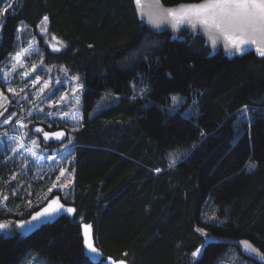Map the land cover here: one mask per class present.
Returning <instances> with one entry per match:
<instances>
[{"label": "trees", "instance_id": "1", "mask_svg": "<svg viewBox=\"0 0 264 264\" xmlns=\"http://www.w3.org/2000/svg\"><path fill=\"white\" fill-rule=\"evenodd\" d=\"M190 1L200 0H162ZM14 7L2 17L0 67L35 38L43 65L79 75L83 89L78 126L53 120L40 128L50 151L70 143L65 163L76 211L26 237L0 235V264H28L33 254L43 264H90L83 225H91L104 260L129 264H196L191 253L204 240L197 228L211 236L198 264H215L230 245L241 252L244 238L264 251V57L256 49L230 56L199 31L156 32L132 0H15ZM132 84L137 92L149 87L147 98L132 99ZM170 95L184 100L175 113ZM244 105L256 109L251 139L247 123L234 127ZM60 131L63 137L52 135ZM177 152L187 155L169 167V153ZM250 160L257 164L251 172ZM14 166L0 157V189L10 195L0 221L34 212L26 185L13 196L16 183L5 182Z\"/></svg>", "mask_w": 264, "mask_h": 264}, {"label": "rangeland", "instance_id": "2", "mask_svg": "<svg viewBox=\"0 0 264 264\" xmlns=\"http://www.w3.org/2000/svg\"><path fill=\"white\" fill-rule=\"evenodd\" d=\"M8 2L9 0H0V8L6 9L4 15L12 11L15 0H11L13 3L11 9H7ZM14 8H20V6ZM3 16H0V32ZM19 28L22 31L24 26L20 24ZM19 40L23 42L21 36H19ZM18 52L22 53L19 62L15 59V54ZM16 53L10 55L9 59L3 62L0 67V94H2L0 95V113H2L0 115V157L2 162L10 166L15 165L11 171L12 175L5 182L7 184L16 183L11 191L13 196L18 195L19 189L26 185L27 210L39 211L54 197H60V202L65 205V208L71 207L73 174L65 163L68 161L67 151L71 149L70 143L56 144L50 151L47 149L50 146L45 144L47 141L43 140L45 131L41 132L40 128H42L41 124L47 125L53 120L61 123L64 127L67 124L74 127L79 125L82 79L62 65H43L40 48L35 38L29 39ZM74 77H79V80L73 79ZM77 84H80L81 87L73 92L72 89L76 88ZM9 89L13 91L9 92ZM61 97H64L62 101ZM58 101L59 103H57ZM104 101L101 105L104 104ZM192 106L193 102L184 109V112L188 110L192 112ZM65 114H67L66 117ZM5 120L8 122L4 123ZM13 149L15 150L13 151ZM61 170H64V175H61ZM68 181L71 183L69 184ZM53 184H67V187L64 189L53 188ZM46 186L48 188H44ZM42 188L44 191L41 194H36V191ZM50 188L51 192L48 191ZM9 196L6 189H0V201H2L0 208L4 207ZM4 197L7 199L5 200ZM19 197L23 199L22 194ZM29 202L31 206H29ZM230 246L226 247L225 251L228 250L226 253L223 252L224 254L217 259L215 264H257L243 256L237 247ZM37 257L36 254L32 255V264H43V261ZM120 260L129 264L125 259ZM120 260L109 261L106 259L104 261L105 264H112L113 261L118 264Z\"/></svg>", "mask_w": 264, "mask_h": 264}, {"label": "snow or ice", "instance_id": "3", "mask_svg": "<svg viewBox=\"0 0 264 264\" xmlns=\"http://www.w3.org/2000/svg\"><path fill=\"white\" fill-rule=\"evenodd\" d=\"M137 4L140 3V0H136ZM13 7V3L11 0L7 3V9H11ZM5 8H0V16H3L5 13ZM168 15L173 17L174 23L172 24V28L178 30V26L180 25H190L193 29L197 27V25H201L207 28L209 31L215 30L216 32L222 34L224 38L228 41V45L235 50V54L244 55L251 51L252 45H258L259 42L256 37L264 38V0H202L199 4L186 5L181 6L179 12H174L169 10ZM44 21L48 20V17L45 16ZM161 24L159 22H153L151 24V29H159ZM21 29L18 27V31ZM54 52L60 51L59 48L53 47ZM256 53L260 57H264V46H257ZM22 53H16L15 59L17 62L20 61ZM27 75V73H25ZM73 79L79 80V77H74ZM143 79V78H142ZM81 87L80 84H77L76 88H73L72 91L76 92ZM133 90L132 99H136L139 96L142 99H146L147 95L150 93L151 89L149 87L140 88L139 92L136 91V84L131 85ZM12 89H9V92H12ZM2 95V94H0ZM64 97H61V101ZM113 99H119L118 97H113ZM171 101V105L169 107L170 113H175L178 111L179 107L183 103V97L179 95H170L166 97ZM77 99V103H78ZM264 103V101H261ZM59 103V101L57 102ZM151 102H149L150 104ZM195 104V101H193ZM148 105H145L147 107ZM256 109H250L248 105H244L237 112V121L234 124V127L239 132L241 126L244 123L249 125V139H251L250 129L253 124L252 117L248 115L249 112L255 111ZM2 115V113H0ZM15 115V113H13ZM184 118H191V111H185L182 113ZM67 114H65V117ZM64 118V117H62ZM11 119V117H9ZM8 121L5 120L4 123ZM37 131H40L37 129ZM6 135V134H5ZM55 137L60 138L65 135L63 131L56 132L54 134ZM208 136V133L204 130L200 131L201 139H204ZM49 133H44V138L48 139ZM193 148L196 147V144H193ZM15 149H13L14 151ZM187 153H169V167H174L178 159H182L186 156ZM257 167V164L253 161H249L245 164V168L250 172ZM156 172H160L161 169H155ZM61 175H64V170H61ZM14 178V177H13ZM59 179V177H58ZM70 184L71 181H68ZM59 187L64 189L67 187L65 185H57L53 184V188ZM49 192L52 191L50 188ZM6 200L7 197H4ZM60 197H54L49 200L45 207L41 208L39 211L34 212L33 215L28 220H16V221H7L0 222V235L3 238L10 237H26L27 235L36 231L40 226L54 222L56 218L60 216L66 215L71 217L75 213V209L73 207L65 208V205L60 202ZM2 204V201H0ZM29 206H31L29 202ZM5 211H11L10 209H4ZM210 220L215 221L216 217L208 218ZM207 224V220L205 221ZM222 223V222H220ZM210 226H215L210 225ZM91 225H83L82 226V234H83V245H84V256L89 259L90 264H105L103 254L99 252V250L94 246L91 235H90ZM197 232H199L203 237V243L195 249L191 253V257L193 261L198 264V258L203 255L206 250L208 244L211 242V236L209 233L205 232L203 228H197ZM240 245L243 246V251L249 254L256 253L257 250L252 247V245L248 241H240ZM126 255V254H125ZM109 261H112L111 257H108ZM32 264V262H29ZM112 264H116V262H112ZM118 264H125L124 260H120Z\"/></svg>", "mask_w": 264, "mask_h": 264}, {"label": "water", "instance_id": "4", "mask_svg": "<svg viewBox=\"0 0 264 264\" xmlns=\"http://www.w3.org/2000/svg\"><path fill=\"white\" fill-rule=\"evenodd\" d=\"M134 4V9L136 11V14L140 19L143 20L144 23L151 29V24L153 22H159L161 24V27L159 29H152L156 32H163L168 31L172 34H178L181 30H192V31H199L200 34H203L207 36L210 40H212L216 45L219 47H222L225 52L233 56L235 55V50L232 49L228 45V41L224 38V36L215 30L209 31L207 28L197 25L195 29H193L190 25H180L178 26V30H175L172 28V24L174 23L173 17L168 15V11H174L179 12L181 6L186 5H193V4H199L202 2L200 1H190V2H180L175 5H165L162 0H140V3L137 4L136 0H132ZM259 44L258 45H252L251 50L256 49L257 46H264V38L256 37ZM240 241H248L253 248L257 250L256 253H246L243 251V246L239 244ZM237 245L239 246L240 250L244 253L245 256L248 258L264 264V251H262L258 246L253 244L248 239H240L237 242Z\"/></svg>", "mask_w": 264, "mask_h": 264}, {"label": "bare ground", "instance_id": "5", "mask_svg": "<svg viewBox=\"0 0 264 264\" xmlns=\"http://www.w3.org/2000/svg\"><path fill=\"white\" fill-rule=\"evenodd\" d=\"M132 3H133V1H132ZM165 5H166V4H165ZM173 5H175V4H173ZM133 7H134V4H133ZM134 8H135V7H134ZM134 10H135V9H134ZM135 12H136V11H135ZM185 30H186V29H185ZM181 31H183V30H181ZM181 31H180V32H181ZM242 259H243V258H242Z\"/></svg>", "mask_w": 264, "mask_h": 264}]
</instances>
